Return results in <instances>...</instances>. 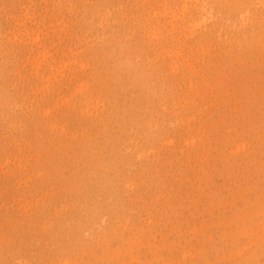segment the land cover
<instances>
[{
	"label": "rangeland",
	"instance_id": "rangeland-1",
	"mask_svg": "<svg viewBox=\"0 0 264 264\" xmlns=\"http://www.w3.org/2000/svg\"><path fill=\"white\" fill-rule=\"evenodd\" d=\"M0 264H264V0H0Z\"/></svg>",
	"mask_w": 264,
	"mask_h": 264
}]
</instances>
